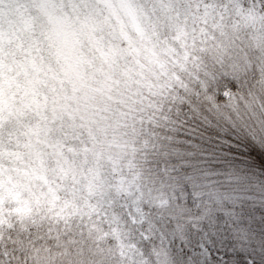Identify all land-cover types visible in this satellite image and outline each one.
Listing matches in <instances>:
<instances>
[{
  "label": "snow or ice",
  "instance_id": "snow-or-ice-1",
  "mask_svg": "<svg viewBox=\"0 0 264 264\" xmlns=\"http://www.w3.org/2000/svg\"><path fill=\"white\" fill-rule=\"evenodd\" d=\"M0 264H264V0H0Z\"/></svg>",
  "mask_w": 264,
  "mask_h": 264
}]
</instances>
